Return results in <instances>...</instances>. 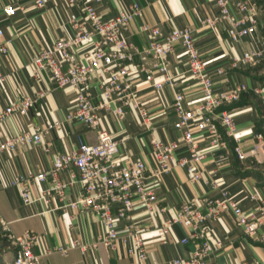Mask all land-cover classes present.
Segmentation results:
<instances>
[{
  "label": "crops",
  "instance_id": "crops-1",
  "mask_svg": "<svg viewBox=\"0 0 264 264\" xmlns=\"http://www.w3.org/2000/svg\"><path fill=\"white\" fill-rule=\"evenodd\" d=\"M9 1L0 0V6ZM235 1L232 0L230 8L238 15ZM85 2L94 5L104 19L137 5L140 13L124 35L140 48L148 41V32L141 28L144 23L156 25L164 32L184 26L195 27V43L210 68L215 86L223 90L245 87L240 99L226 107L236 125L234 135L226 134L221 127L220 142L213 144L209 133L198 129L194 131L193 137L204 152L198 165L200 177L192 180L193 173L187 166L175 164L170 172L157 178L152 173L156 163L151 138L179 142L178 159L189 156L190 151L184 142L183 129L174 125L177 116L171 108L175 96L173 88L164 84L161 90L153 89L140 70L141 61L136 58V63L131 65L132 86L136 89L140 106L147 110V116L144 118L137 106L128 107L123 116L101 107H97L96 112L100 127L108 129L117 138L120 154L141 159L147 164L146 182L156 192L157 200L152 211L137 202L131 216L117 219L120 236L115 249L102 244L92 246L105 229L97 212L66 205L82 191L79 183H71V170L60 173L61 180L68 183L62 197L40 199L41 186L35 184L33 194L38 199L32 204H25L17 188L8 184L9 179L18 173H37L51 168L57 153L76 149L81 143L93 144L97 141V131L83 121L66 120L75 102L76 90L54 87L48 78L42 81L36 79L30 66L36 53L59 37L74 35L70 14L81 13ZM258 2L261 6L259 30L238 40L229 35V21H219L214 26L202 25L208 17L219 16L215 0H80L76 7L67 6L65 0H46L45 9L35 6L32 0H25L12 16H6L0 10V24L5 27L3 39L8 46V51L0 60V68L6 74L5 79L0 81V109L19 100L24 93L35 99L27 113L14 112L0 122V142L23 131L34 132L37 127H45L54 120L62 122L60 128L44 131L40 142L19 144L12 153L4 152L0 157V211L13 234L33 230L40 236V241L33 247V251L40 256L37 264H173L177 257H188L204 238L210 239L213 244L217 240L223 242L221 246L214 245L208 255L213 264H264V225L254 233H247L236 222L230 209L217 218L205 221L210 230L203 237L182 242L181 238L187 235V230L176 223L166 242L158 239L159 228L187 200L200 201L205 196L222 198L223 192L227 191L246 211H258L264 207V156L254 155L252 151L257 142L259 106L261 101L264 102V80L246 70L253 65L232 69L229 64L232 56L264 47V1ZM86 47L78 53L83 55L88 49ZM165 60L175 76L176 89L186 92L185 107L194 109L200 103L202 92L196 78L186 71L188 63L183 50L179 47ZM144 61L146 66L156 62L153 57ZM217 66H224L225 74L216 73ZM155 77L159 80L163 78L159 72H155ZM100 99L98 92L94 102L98 103ZM236 147L241 149L242 156L238 155ZM51 183L48 178L45 186ZM132 222L143 228L141 232L148 257L143 263L126 252L130 241L125 233ZM74 241L86 243L88 248L83 251L73 245ZM58 246L65 247L66 251L57 250ZM10 253V256L6 253L0 256V264L13 256V252Z\"/></svg>",
  "mask_w": 264,
  "mask_h": 264
},
{
  "label": "built area",
  "instance_id": "built-area-1",
  "mask_svg": "<svg viewBox=\"0 0 264 264\" xmlns=\"http://www.w3.org/2000/svg\"><path fill=\"white\" fill-rule=\"evenodd\" d=\"M23 1L25 0H11L1 5L0 10L6 16H12L21 8ZM32 1L38 8H46V0ZM215 1L220 10L219 16L208 17L203 21V26H214L219 21H229V35L233 40L257 33L261 8L258 0H236L238 15L230 8L232 0ZM65 3L69 7H76L80 0H65ZM139 13L138 6L131 5L129 9L120 10L119 13L104 19L94 5L85 2L81 13L70 14L69 20L75 31L74 35L59 37L50 46L36 53L30 64L32 75L36 79L42 81L48 78L54 87H72L76 90V99L66 120L83 121L97 131V141L93 144L81 143L76 149L57 153L51 168L37 173H18L9 179L8 184L17 188L25 204H32L38 199L33 194L35 184L41 186L40 199L62 197L68 183L61 180L60 173L66 169L71 170V183H79L82 191L75 200L66 205L94 210L99 214L105 227L103 234L93 241L94 247L102 244L107 248L115 249L120 236L117 219L131 216L137 202H141L146 210L152 211L157 200L156 192L146 182L147 164L141 159H132L120 154L117 138L108 129L100 127L96 112V108L101 107L123 116L128 107L137 106L142 116L144 118L147 116L148 112L140 106L136 89L132 86L131 65L136 63V58L141 61L140 70L144 72L145 80L153 89L161 90L164 84H169L173 88L175 96L171 108L177 116L174 125L183 129L184 142L188 144L190 151L189 156L178 159L176 153L180 146L179 142H164L156 137L151 138L154 148L153 159L156 163L152 173L157 178L170 172L175 164L187 166L193 173L192 180L200 177L198 165L203 159L204 152L193 137L194 131L198 129L209 133L213 144L220 142L221 127L226 134L234 135L236 125L230 110L225 107L237 102L245 89L242 86L223 90L215 86L210 68L207 67L195 43V27L184 26L164 32L156 25L144 23L141 28L148 32L147 45L140 48L132 43L124 32ZM4 33L5 27L0 24V60L8 51L7 43L3 39ZM262 41L264 45V37ZM85 46L88 49L80 55L78 51ZM179 47L186 56L188 63L186 71L196 78L197 86L202 92L200 103L194 109L185 107L186 92L183 89H176L175 76L165 60L168 54L175 53ZM149 57L156 60L152 66L145 65L144 60ZM230 59L229 64L232 69H239L245 65H258L264 59V47L243 51ZM155 72L161 73L163 78L159 80L155 77ZM215 72L223 75L226 68L217 66ZM5 77V72L0 68V81ZM98 92L101 99L95 103ZM34 102L32 96L24 93L19 100L10 102L0 109V122L14 112L27 113ZM61 124L62 122L54 120L45 127H37L34 132L23 131L7 138L0 142V157L4 152L12 153L19 144L40 142L44 131L58 129ZM256 138L253 154L264 156V140L258 134ZM236 151L238 155H243L239 147H236ZM48 178L52 183L50 186H45ZM229 209L232 210L236 222L247 233H254L264 225V207L258 211H246L227 191H224L222 198L211 199L205 196L200 201L183 202L176 213L159 228L158 239L163 243L166 242L172 226L176 223L182 224L187 230V235L181 238L182 242L203 237L210 230L205 221L217 218ZM142 229L137 222H132L125 233L130 241L126 252L129 256L136 257L139 263L148 259ZM0 234L14 244L13 256L5 259L2 264H37L40 256L33 251V247L40 241V236L35 231L25 230L20 234H13L8 221L0 211ZM222 244V240H217L213 244L210 239L204 238L188 257H177L173 260V264H213L208 260V255L214 245ZM73 245L79 246L83 251L88 248L86 243L79 241H74ZM56 249L66 251L62 246Z\"/></svg>",
  "mask_w": 264,
  "mask_h": 264
},
{
  "label": "rangeland",
  "instance_id": "rangeland-1",
  "mask_svg": "<svg viewBox=\"0 0 264 264\" xmlns=\"http://www.w3.org/2000/svg\"><path fill=\"white\" fill-rule=\"evenodd\" d=\"M264 1V0H262ZM247 71H252L253 74H255L257 77H261L262 80H264V59L262 62L258 63V65H254L253 67H249L246 69ZM262 105L259 106V113H258V131L257 134L259 137H261L264 140V102L261 101ZM262 156V155H260ZM14 249V244L8 240L6 237H4L2 234H0V256L3 253H6L7 256L11 255V251Z\"/></svg>",
  "mask_w": 264,
  "mask_h": 264
},
{
  "label": "trees",
  "instance_id": "trees-1",
  "mask_svg": "<svg viewBox=\"0 0 264 264\" xmlns=\"http://www.w3.org/2000/svg\"><path fill=\"white\" fill-rule=\"evenodd\" d=\"M226 107H227V106H226ZM226 107H225V108H226Z\"/></svg>",
  "mask_w": 264,
  "mask_h": 264
}]
</instances>
